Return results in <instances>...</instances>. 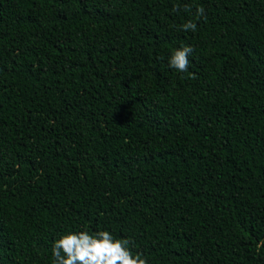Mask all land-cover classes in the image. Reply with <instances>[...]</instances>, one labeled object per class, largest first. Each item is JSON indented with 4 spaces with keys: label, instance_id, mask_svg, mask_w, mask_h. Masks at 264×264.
Returning <instances> with one entry per match:
<instances>
[{
    "label": "trees",
    "instance_id": "obj_1",
    "mask_svg": "<svg viewBox=\"0 0 264 264\" xmlns=\"http://www.w3.org/2000/svg\"><path fill=\"white\" fill-rule=\"evenodd\" d=\"M81 230L264 264V0H0V264Z\"/></svg>",
    "mask_w": 264,
    "mask_h": 264
},
{
    "label": "clouds",
    "instance_id": "obj_2",
    "mask_svg": "<svg viewBox=\"0 0 264 264\" xmlns=\"http://www.w3.org/2000/svg\"><path fill=\"white\" fill-rule=\"evenodd\" d=\"M203 14V8L196 10L197 17ZM196 28L197 24L193 20L181 25L183 31L195 32ZM192 51L188 45L176 49L169 57V67L177 72H186L189 67L188 57ZM129 244L126 239H115L106 230L70 231L60 236L52 245L53 264H147L140 254H132Z\"/></svg>",
    "mask_w": 264,
    "mask_h": 264
}]
</instances>
